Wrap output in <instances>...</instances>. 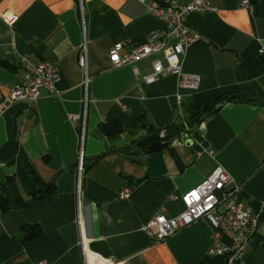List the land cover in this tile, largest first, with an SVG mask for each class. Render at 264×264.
Instances as JSON below:
<instances>
[{"label": "crops", "instance_id": "0c3cea01", "mask_svg": "<svg viewBox=\"0 0 264 264\" xmlns=\"http://www.w3.org/2000/svg\"><path fill=\"white\" fill-rule=\"evenodd\" d=\"M210 2L216 12L188 17L199 41L181 58V71L200 78L199 88L188 90L180 87L178 73L147 84L153 59L113 66L114 44L124 43L120 54H125L161 26L134 0H0V61L13 67H0V186L13 178L22 201L43 184L55 182L57 188V195L0 208V264H85L82 236L90 264H223L224 256L209 254L213 228L206 219L159 243L143 230L163 207L168 218L180 215L185 210L180 196L218 167L234 179L230 187H240L239 201L259 220L242 264H264V0ZM12 17L14 22L6 21ZM85 40L87 85L78 64ZM22 57L53 60L60 69L56 90L44 91L34 103L7 99L22 81ZM237 96L261 102L217 105L195 126L196 134L170 139L162 152L166 174L150 177L142 147L132 150L134 141L150 133L135 130V120L158 130L180 127L203 104ZM86 98L83 135L70 116L84 121ZM114 116L125 132L106 137L100 127ZM153 141L165 143L160 137ZM126 187L131 193L122 199ZM32 226L41 233L27 240Z\"/></svg>", "mask_w": 264, "mask_h": 264}, {"label": "built area", "instance_id": "2783aa9c", "mask_svg": "<svg viewBox=\"0 0 264 264\" xmlns=\"http://www.w3.org/2000/svg\"><path fill=\"white\" fill-rule=\"evenodd\" d=\"M82 4L83 0H79ZM146 6L149 14L156 17L161 26L148 34L143 44L133 46L125 54H120L125 44H114L110 50V58L116 68L136 64L144 59H153V72L145 77L147 84L154 83L160 76L166 73H178L180 87L188 90H197L200 86L198 76L185 74L181 71V58L185 56L187 49L199 41L198 36L191 34L188 25V17L193 13L216 12L217 9L210 0H153L146 5L148 0H134ZM244 6L249 8L248 2ZM12 23L15 17L6 18ZM263 54V51L260 52ZM163 57V61L159 59ZM79 67L85 72V84L88 83L87 65V41L80 48L78 58ZM20 65L24 69L22 81L11 89L7 99L12 102H36L44 91L53 93L60 81L61 73L58 64L49 59L34 61L28 57H22ZM181 97H177V104H181ZM88 101H84V121L81 115H71L70 120L80 129L84 135L86 128V114ZM184 128H190L185 123ZM162 132V137L164 136ZM214 155L212 150L209 151ZM78 187L85 172L84 165V141L76 164ZM234 184V179L222 167H218L199 186L189 190L180 196L185 210L176 217L168 218L165 215L166 208L155 216L143 230L156 242H164L174 236L180 230L192 225L201 219H206L213 228V243L209 254L224 256L223 264H242L246 253L257 232L259 220L252 210L239 201L240 187ZM131 189L126 187L120 197L128 198ZM172 196L171 199H176ZM225 238L229 242H225ZM88 241L82 236L81 246L84 252L85 264H90L91 258L87 250ZM36 264H48L45 261Z\"/></svg>", "mask_w": 264, "mask_h": 264}, {"label": "trees", "instance_id": "16d2710c", "mask_svg": "<svg viewBox=\"0 0 264 264\" xmlns=\"http://www.w3.org/2000/svg\"><path fill=\"white\" fill-rule=\"evenodd\" d=\"M0 67H4L7 69H13V67L6 61H0ZM232 100H239V101H245L248 103H257V102H261L257 97L255 96H237L235 98H220L214 102H210V103H206L203 104L200 108H198L197 110L191 112V117H190V122L188 124L190 130L187 131L184 126H180V127H175V126H167L164 129L158 130L155 129L154 127L148 126L146 124H144L143 120L141 121L140 119L135 120L134 122V129L138 130V129H145L148 131V133H156V132H164V136L160 137L166 144L170 143V139L174 138L175 136H182V137H186L188 135H190V133L194 132V134H196V132L194 131V128L196 125H200V123L209 115H211L212 113L215 112V110L217 109L216 106L224 103L225 101H232ZM141 121V122H140ZM141 123V124H140ZM158 138L159 137H154L153 139ZM152 139V140H153ZM150 142V140L148 142H146L145 144L142 145V148H144L148 143ZM137 141L133 142V147L136 145ZM30 172L35 180L36 183L40 182V179L38 178V176L35 174V172L30 168ZM14 183V179L10 178L9 180V184L8 186L12 185ZM8 186H5L6 188ZM48 195H57V188L55 185V182H51L48 184H43L42 187L40 188V190L35 191L32 193V196L29 200L27 201H18L16 202V205L22 206V205H26L30 202H33L34 200L38 199V198H43L46 197ZM2 211H5L9 208H2ZM32 230L29 233V236L27 237V240H31L36 238L37 236H39V234L41 233V230L38 227L32 226L31 228Z\"/></svg>", "mask_w": 264, "mask_h": 264}, {"label": "water", "instance_id": "95a60500", "mask_svg": "<svg viewBox=\"0 0 264 264\" xmlns=\"http://www.w3.org/2000/svg\"><path fill=\"white\" fill-rule=\"evenodd\" d=\"M100 132L106 137H116L124 134L125 129L123 128L120 119L114 116L106 123L101 125ZM154 137H162V132L150 133L148 135L142 136L139 140H137V143L132 148V150L135 151L139 149L143 144L150 140V143L142 148L140 152L148 166L150 177L156 178L166 174L167 172L162 152L163 149L168 146V144L162 143L160 141H153L151 143V140ZM103 156L104 155L101 157ZM21 200L22 197L16 184H12L7 188L0 186V208H13V202H18Z\"/></svg>", "mask_w": 264, "mask_h": 264}]
</instances>
